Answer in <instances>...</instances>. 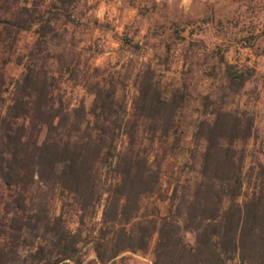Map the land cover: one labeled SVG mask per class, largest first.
<instances>
[{
	"label": "trees",
	"instance_id": "16d2710c",
	"mask_svg": "<svg viewBox=\"0 0 264 264\" xmlns=\"http://www.w3.org/2000/svg\"><path fill=\"white\" fill-rule=\"evenodd\" d=\"M78 1L0 0V264H122L149 250L152 264H264V163L244 170L255 116L230 99L253 67L221 54L210 72L220 94L192 97V68L168 90L144 64L130 102L118 70L86 78L90 105L71 104L49 41ZM11 62L22 69L8 79ZM182 153L164 192V161Z\"/></svg>",
	"mask_w": 264,
	"mask_h": 264
},
{
	"label": "rangeland",
	"instance_id": "374dc122",
	"mask_svg": "<svg viewBox=\"0 0 264 264\" xmlns=\"http://www.w3.org/2000/svg\"><path fill=\"white\" fill-rule=\"evenodd\" d=\"M34 38L31 31L21 33L18 50H25ZM49 47L55 56L51 67L63 72L59 91L71 104L83 99L86 106L92 95L85 88V79L109 73L115 76L118 70L130 102L132 77L144 64L159 73L168 90L181 87L185 72L192 68V97L201 92L214 97L220 94L216 77L210 73L219 55L229 63L252 66L253 83L230 99L232 107L241 108L247 102L255 116L257 138L246 145L244 170L256 161L264 163V0H79L71 19L58 23ZM21 69L9 63L7 78L18 76ZM192 108L193 103L186 113ZM187 121L188 117L182 122L188 130L186 145L190 133ZM185 158L182 153L164 161L160 185L164 192L170 187L172 174L178 173L176 166ZM187 176L193 180L195 171H181L182 179ZM153 201V196L144 197L143 205L150 206ZM164 209L165 204L160 203L162 213ZM185 238L193 242L194 234L188 231ZM129 254L122 264H152L150 250L143 255Z\"/></svg>",
	"mask_w": 264,
	"mask_h": 264
}]
</instances>
